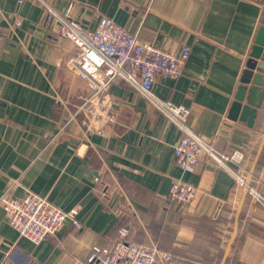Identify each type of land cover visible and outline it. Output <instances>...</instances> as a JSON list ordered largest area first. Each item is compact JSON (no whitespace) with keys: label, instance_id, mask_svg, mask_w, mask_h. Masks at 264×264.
I'll list each match as a JSON object with an SVG mask.
<instances>
[{"label":"crops","instance_id":"1","mask_svg":"<svg viewBox=\"0 0 264 264\" xmlns=\"http://www.w3.org/2000/svg\"><path fill=\"white\" fill-rule=\"evenodd\" d=\"M45 6L70 10L91 31L109 18L166 51L190 46L182 74L159 77L152 92L187 109L189 128L218 150L244 152L264 198V70L249 71L264 0H0V198L33 192L76 210L81 224L34 244L0 207V264H87L120 227L172 253L170 264H264V205L208 158L195 172L178 168L182 132L139 90L115 79L102 98L117 122L100 134L69 122L91 91L70 63L79 48L47 22ZM246 73L256 89L252 127L232 113ZM178 179L197 189L193 203L169 199Z\"/></svg>","mask_w":264,"mask_h":264},{"label":"built area","instance_id":"2","mask_svg":"<svg viewBox=\"0 0 264 264\" xmlns=\"http://www.w3.org/2000/svg\"><path fill=\"white\" fill-rule=\"evenodd\" d=\"M47 22L59 25L62 37L74 42L80 52L70 63L87 81L91 94L82 98L78 111L71 114L69 122L77 124L84 134H100L103 128L117 122L113 111L103 101V94L116 78H121L136 88L159 111L165 114L181 130L182 135L173 148L175 164L184 172H195L203 158H208L218 168L230 174L239 189L247 190L257 202L264 205V198L251 184L248 174V156L240 150L225 153L218 150L195 133L187 124V109L158 99L152 92L159 77L177 79L191 54L190 46H183L180 52H170L153 44L143 42L136 34L116 24L109 18H102L98 27L91 31L72 18L70 10L57 13L45 6ZM0 13V44L5 36L2 32ZM21 25L16 19L11 26ZM104 196L107 194L104 192ZM197 189L181 179L171 186L169 198L182 206L197 199ZM0 207L8 216L11 226L22 238L34 244L56 235L67 223L80 229L76 210L64 211L47 199L33 192L22 198H13L5 193L0 198ZM118 238L109 246H96L92 249L87 264H170L174 255L162 251L156 245L128 239L124 227L117 229Z\"/></svg>","mask_w":264,"mask_h":264},{"label":"water","instance_id":"3","mask_svg":"<svg viewBox=\"0 0 264 264\" xmlns=\"http://www.w3.org/2000/svg\"><path fill=\"white\" fill-rule=\"evenodd\" d=\"M262 26L259 29V32L257 34V37L255 39V45L253 46L252 52H251V58L253 59L252 63L249 65V71H255L256 69L264 70V12L262 16ZM249 71L247 73H249ZM247 73L244 79L242 81L241 86L238 88V92L235 96V103L232 108V113L237 116L241 121H247L248 125L252 127L254 119L256 117V109L252 108V105H255L252 103V96L256 89L251 88L249 89L247 84L249 83V77L247 76ZM252 73V72H250ZM254 77V76H253ZM259 76L255 75L254 85L259 86L257 83V78ZM247 93L249 95L247 96ZM246 102V104H244ZM257 106V105H256ZM258 158L252 167V171L250 172V177L252 175V172L255 169V166L257 164ZM247 191V190H246ZM245 191V193H247ZM230 250V248H229ZM229 250L227 251V254L229 253Z\"/></svg>","mask_w":264,"mask_h":264},{"label":"trees","instance_id":"4","mask_svg":"<svg viewBox=\"0 0 264 264\" xmlns=\"http://www.w3.org/2000/svg\"><path fill=\"white\" fill-rule=\"evenodd\" d=\"M250 196V195H249ZM170 199V198H169Z\"/></svg>","mask_w":264,"mask_h":264}]
</instances>
